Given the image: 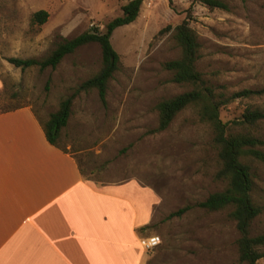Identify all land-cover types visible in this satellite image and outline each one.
I'll return each instance as SVG.
<instances>
[{
  "label": "rangeland",
  "instance_id": "obj_1",
  "mask_svg": "<svg viewBox=\"0 0 264 264\" xmlns=\"http://www.w3.org/2000/svg\"><path fill=\"white\" fill-rule=\"evenodd\" d=\"M128 1L0 0V104L30 107L45 121L62 99L73 95L59 147L96 184L132 179L150 190L151 219L137 232L141 247L143 241L150 245L144 250L143 264H244L238 261V233L228 218L229 210L209 212L197 207L225 188L214 177L218 163L211 130L199 121L195 108L187 107L165 130L154 132L155 106L191 89L172 83L162 67L179 57L172 30L183 20L197 35L196 69L206 84L226 95L260 89L264 84V0H225L227 11L193 0H142L136 19L111 34L119 63L107 83L104 106L95 89L75 92L100 69L96 43L77 48L55 69L21 71L6 61L41 59L62 39L93 29L103 31ZM39 10L48 17L37 26L31 18ZM248 109L264 111V95L231 101L220 109L219 118L237 120ZM248 131L264 138V120ZM249 165L251 198L261 208L250 226L254 236L264 231V162L252 160ZM186 206L181 215L169 217ZM258 264H264V258Z\"/></svg>",
  "mask_w": 264,
  "mask_h": 264
},
{
  "label": "crops",
  "instance_id": "obj_2",
  "mask_svg": "<svg viewBox=\"0 0 264 264\" xmlns=\"http://www.w3.org/2000/svg\"><path fill=\"white\" fill-rule=\"evenodd\" d=\"M149 192L86 179L30 107L0 111V264H143Z\"/></svg>",
  "mask_w": 264,
  "mask_h": 264
},
{
  "label": "trees",
  "instance_id": "obj_3",
  "mask_svg": "<svg viewBox=\"0 0 264 264\" xmlns=\"http://www.w3.org/2000/svg\"><path fill=\"white\" fill-rule=\"evenodd\" d=\"M193 2L209 9L228 10L225 0ZM141 3L142 0L128 1L121 8V15L109 21L103 31L93 29L71 39H62L44 58H8L6 61L21 71L31 67H36L39 71L46 68L55 69L66 55L73 53L77 48L96 43L101 51L100 69L83 81L75 92L95 89L100 103L104 106L107 83L119 63L118 55L110 44L111 34L116 28L128 25L136 19ZM47 17V12L36 11L32 15L31 23L40 26L46 22ZM172 38L179 49V57L163 63L162 67L170 73L172 83L191 86V89L156 104L158 124L154 132L165 130L180 111L187 107L195 108L199 121L211 130L218 163L215 180L225 183L223 190L210 194L198 203L197 207L209 212L229 210L228 218L234 222L238 233L236 240L238 261L244 264H258V261L264 258V231L254 236L250 235V226L261 213V208L251 198L253 180L249 162L252 160L264 162V138L252 135L248 129L264 120V111L248 109L239 119L230 122H222L219 111L235 99L264 95V84L257 90H241L226 95L218 90V87L206 84L202 74L196 69L200 44L196 33L188 26L186 20L173 28ZM48 81L44 86L45 91ZM72 100L73 95L62 99L56 111L50 113L45 121L39 120L46 141L63 152L66 151L60 148L58 143L71 114ZM17 108L20 107H3L0 104L1 112ZM79 171L83 175L80 168ZM188 208L183 207L171 213L169 217L179 216ZM143 229L138 231L141 232Z\"/></svg>",
  "mask_w": 264,
  "mask_h": 264
},
{
  "label": "built area",
  "instance_id": "obj_4",
  "mask_svg": "<svg viewBox=\"0 0 264 264\" xmlns=\"http://www.w3.org/2000/svg\"><path fill=\"white\" fill-rule=\"evenodd\" d=\"M142 245H143V249L145 251H148L150 249V245L148 243H146V241H143Z\"/></svg>",
  "mask_w": 264,
  "mask_h": 264
}]
</instances>
